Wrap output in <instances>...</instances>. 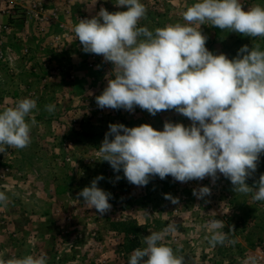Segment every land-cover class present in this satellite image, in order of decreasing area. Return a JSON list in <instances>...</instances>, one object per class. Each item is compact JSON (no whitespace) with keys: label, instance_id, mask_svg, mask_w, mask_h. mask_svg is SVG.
I'll list each match as a JSON object with an SVG mask.
<instances>
[{"label":"clouds","instance_id":"1","mask_svg":"<svg viewBox=\"0 0 264 264\" xmlns=\"http://www.w3.org/2000/svg\"><path fill=\"white\" fill-rule=\"evenodd\" d=\"M115 4L126 10L110 12L101 7L73 29L83 52L112 64L111 78L107 73V84L95 97L97 106L129 112L138 106L152 116L174 110L191 123L165 120L162 130L149 123L133 127L110 123L99 147L100 160L116 173L122 170L123 177L138 187L157 176L162 180L171 176L181 183L210 177L214 184L222 175L234 192L253 193V200L264 201V173L253 184L255 190L246 183L264 154V50L245 44L233 58L214 54L206 47L207 37L201 30L207 24L243 36L264 37V6L255 4L245 10L241 0H196L183 12L186 23L150 30L139 25L147 13L141 0H116ZM36 108V100L25 97L0 110V153L30 145ZM45 108L55 111L54 104ZM102 179L98 175L78 193L100 215L112 207V194L97 186ZM193 195L203 199L211 195V189L201 186L193 189ZM164 198L179 203L171 194ZM8 203V195L0 191V204ZM224 227L219 219L210 221L207 239L211 247L234 243L222 231ZM175 230L169 224L163 231ZM163 238L162 232L144 236L146 246L134 249L128 264H184V257L176 255ZM47 260L44 253L29 254L0 258V264H47ZM241 264L258 262L248 256Z\"/></svg>","mask_w":264,"mask_h":264},{"label":"rangeland","instance_id":"2","mask_svg":"<svg viewBox=\"0 0 264 264\" xmlns=\"http://www.w3.org/2000/svg\"><path fill=\"white\" fill-rule=\"evenodd\" d=\"M30 1L24 0V4L15 12L14 18L7 20L4 17V22L7 21L11 29L6 33L0 32L1 46L4 50L3 56L0 58V82L3 84L2 81H4L7 86L4 85L0 88L8 93L15 90L18 96L23 94L25 97L32 98L35 95L34 89L37 90L32 86L34 82V79H31L32 75L41 82V90L44 88V92L35 97L37 108L33 112L47 114L46 105L54 103L58 106L55 113L57 115H53L54 118L39 120L38 127L40 126L43 133H46L44 134V136L46 135L44 143L48 142L46 147L43 145L45 150L30 152L28 146L25 148V157L34 165L39 166L38 158H42V154H44L45 160L49 163H46L45 176L47 180H51V185L55 187L58 197L45 200L47 206L54 207L47 217L50 223L59 227L61 233L70 223L72 224L70 226L75 227L76 232L73 237L79 241L76 240L74 243L75 245L79 243L81 246L77 245L80 249L74 250L75 256H80L74 264H128L133 250L145 247L143 237L152 232H162L164 237L162 242L172 247L176 255L183 256L184 264H241V261L248 256H255L258 264H264V201L253 200V193L234 192L230 180L222 175H219V179L214 184L210 177L181 183L174 181L171 176L163 180L157 176L151 178L146 186L138 187L130 184L123 177L122 170L116 173L107 161L100 160L102 157L99 147L104 139L102 134L108 131L110 123H122L128 127L149 123L154 128L162 130L165 120L181 122L186 126L191 122L174 110L165 111V114L159 112L155 116L148 112L146 114H123L119 109L118 111L109 108L100 109L99 107L95 110L96 114H70L67 112L63 106L64 94L60 93V97L55 96V93L58 94L62 88H65L66 92L69 90L67 84H63L61 81L65 82L66 77L73 80L74 75L70 72L75 73L74 68L85 67L86 64L87 69H92L95 63L102 62L103 58L97 56L96 62L89 66L86 59L87 53L82 51V45L75 36L70 34L69 29V35L65 34V38H62V35L59 36L60 39L58 37L62 45L57 47L60 43L56 44L54 36L60 30L56 28L54 22L46 24L41 31L31 21H25L27 13L24 10ZM42 1L49 8L57 7L62 12L63 4L66 3L62 0ZM249 1L251 4L248 5ZM241 3L245 10L255 4L264 6V0H241ZM62 12L61 15L64 14ZM73 17L77 20L72 9V15L65 19ZM0 22L3 23V21ZM30 31L40 33L43 38H46L49 43L46 48L49 52L51 48H58L67 49L68 53L62 55V59L54 60L55 58H52L49 52L38 55L34 46L30 44L18 49L17 47L21 46L18 38L23 37V33L28 35ZM219 31L218 42L214 47L218 51L226 48L224 54L229 58L235 57L237 50L245 44L249 48L259 45L260 49L264 50V37L252 38L228 32V30L219 29ZM10 34H13V39L9 42L6 38ZM73 38L76 40V44L71 40ZM15 40L19 43L15 44ZM24 48H27L30 54H26L23 51ZM78 51H81L82 56ZM77 52L78 55L73 58L72 55ZM29 66L30 68L32 66L34 70L29 71ZM23 74L30 79H25ZM24 79L31 85L25 86ZM74 89L77 90V87L75 86ZM65 98L67 97L65 96ZM89 104L84 105L87 107ZM32 128L34 131V126ZM61 128L67 131L76 130L79 135H82L85 130H91L95 136H90V139L85 136L86 141L94 140L100 145L97 147L96 145L87 146L86 141L81 139L80 142H74L73 139L79 137L74 131L69 136L73 138L71 144L70 138L65 137L66 135L62 138L63 136L59 134ZM82 128L84 129L82 130ZM55 130L57 133H54ZM99 138H101L100 141ZM33 139L34 142L31 141V143L37 142L35 137ZM51 145L54 147H50ZM14 149L8 148L9 154L0 153V163L3 164L0 171V190H7L12 196L18 198L22 188L19 187L18 182L11 183L10 180H6L9 175L7 168L12 164V161H9L12 160L13 152L11 151ZM17 154L19 153L17 152ZM62 160L65 162L63 165H61ZM35 172L36 169L32 168L28 174L33 176ZM262 173H264V154L260 157L255 174L248 178L246 183L253 185ZM98 175H103L104 179L98 181L97 186L112 194L109 200L112 205L111 210L104 215L97 213L94 208H89L83 198L78 197L80 190L85 186H90L91 181ZM117 175L120 176L119 180H116ZM5 176L6 178H4ZM34 183L35 180L29 184L33 192L35 191ZM201 186L210 187L211 195L205 196L203 199L194 196L193 189L198 190ZM255 187L253 185L254 190ZM165 194L178 197L179 203L173 204L170 200H166ZM19 203V201L15 202L14 206H20ZM35 204V200L29 203L33 206ZM44 204L42 203V205ZM62 212L71 213L62 215ZM214 218L223 222L225 227L222 231H225L228 240L234 241V243L229 244L226 241L224 245L218 244L215 247L209 245L207 239L210 235L209 224ZM122 220H133L143 227L137 234L135 243L111 225L112 222ZM169 224L174 225L176 230L165 233L163 230ZM230 227L231 231H229ZM56 241L52 245L47 244V246L53 248ZM59 242L60 240H58ZM131 244L134 245L128 250L127 247Z\"/></svg>","mask_w":264,"mask_h":264},{"label":"crops","instance_id":"3","mask_svg":"<svg viewBox=\"0 0 264 264\" xmlns=\"http://www.w3.org/2000/svg\"><path fill=\"white\" fill-rule=\"evenodd\" d=\"M62 1H68L69 5H71V8L74 10L75 16L77 15H84V18H90L91 16H94L101 7L106 8L110 12L115 11H122L126 10L125 7H117L115 2L116 0H62ZM141 2L146 6L147 13L145 18L141 19L139 22L140 26H147L150 30H154L157 27H163L168 24H175V23H186L183 20V12L186 10V8L196 2V0H141ZM245 3V2H244ZM251 4V1H249L248 5ZM151 5V6H150ZM5 18L0 17V21L4 22ZM78 20H75L74 17L71 19H68L67 28L70 31V34L72 36H75V33L73 31L74 26L78 23ZM71 27V29H70ZM201 30L203 34L207 37L206 41V47L212 51L214 54L225 53L224 50L218 51L214 46L218 42V34L219 30H216L215 27L210 25H201ZM24 36L18 38L17 40L20 42L21 46L17 47L18 49L24 45L30 44L34 46L35 51L38 52V55H42L43 52L48 53L46 47L49 46L48 41L46 38H43L40 33L30 31L29 34L23 33ZM13 34L8 36L6 40L9 42L11 41ZM17 40H15V44L19 43ZM73 40L74 44H76V40ZM81 45V44H80ZM13 47V46H12ZM11 47V48H12ZM78 47V46H77ZM79 48V47H78ZM76 49V48H75ZM77 50V49H76ZM36 52V54H37ZM81 54V51H78ZM78 52L75 53V55H72L73 58H75L76 55H78ZM50 56L52 58H55L54 60L62 59V55H65L67 52V49H58V48H51V51L49 52ZM17 62V61H16ZM1 63V62H0ZM31 64V62H29ZM5 68V67H4ZM112 69V64L108 62H96L95 66L92 69H87L86 64L85 67H79L74 68L75 73L70 72L74 75V79L70 80L68 77H66V81H61L63 84H67L69 87L68 92L64 91L65 88H62L58 94L55 93L56 97H60L64 94V108L67 110V112H70V114H96L95 110L98 108L96 104L95 97L99 95L104 87L107 84L106 74L108 73L109 78H111L112 73L110 72ZM15 70V69H14ZM34 70V68L29 66V71ZM5 71L6 68H5ZM1 72V70H0ZM24 78L29 80V77H26L25 74H23ZM31 79H34V82L32 86H34L35 95L32 97V99H35L37 95H40L44 92L41 90V82L38 78H35L31 75ZM73 77V76H72ZM26 85H31L27 80L25 81ZM3 84L0 82V87L4 86V81H2ZM60 83V81H59ZM77 87V90L74 89V87ZM5 87H7L5 85ZM66 87V86H64ZM67 88V87H66ZM53 94V92H52ZM65 96L67 98H65ZM25 95L16 93L15 90L8 93V91L2 90L0 88V110H2L4 107L12 106V104L15 102L16 99H22ZM62 97V96H61ZM69 97V98H68ZM17 100V101H18ZM68 100V101H67ZM59 101V100H57ZM66 102V103H65ZM61 103V104H63ZM90 103L89 106H85L84 104ZM54 104V103H51ZM55 105V111L54 112H48L47 114H40L33 112L32 115L35 116V119L37 121L36 125L33 128H31V141L34 142V137L37 139V142L30 143L29 149L30 152L32 150L38 152L42 150H45L44 147H46L47 143H44V139H46L45 132L43 133V129L39 126V120L46 119H52L54 118L53 115H57L56 110L58 109L57 105ZM96 107V108H95ZM61 108V107H60ZM121 113L123 114H146V110L140 109L138 106L134 108L133 111L129 112L124 109H119ZM118 110V111H119ZM62 111V109H61ZM171 112V110H168ZM63 112V111H62ZM165 111H162L161 114H165ZM60 114V113H59ZM87 116V115H86ZM42 126V124H40ZM84 128H82L83 130ZM74 133L78 135V139H73L70 136V133ZM56 130L54 131V133ZM57 133V132H56ZM94 132L91 130L85 132L82 135H79L76 130H64L61 128L59 130V134L62 135L61 137L70 138L71 144L74 140V142L77 143V141L84 140L86 141V137L90 139V136L94 135ZM105 135L102 134V136ZM73 139V140H72ZM81 139V140H80ZM101 138H99V141ZM39 141V142H38ZM75 143V145H77ZM87 146H99L100 144L96 143V141L87 140L86 141ZM82 145V144H79ZM83 146V145H82ZM50 147H54V145H51ZM26 149H14L12 156V164L10 167H8L9 175L6 178V180H10L12 183L18 182L19 187H21V194L17 198L15 196H12L11 193L7 190H0L2 192H5L9 197V203L5 206L3 204H0V258L4 260H8L12 257H23L29 254L32 255H39L41 253H44L47 255V264H74L75 261H77L79 255L74 254L75 249L78 248L77 245H75L74 242H76L77 238H74L73 235L76 232L75 227L70 226L71 223L68 226H65L64 232L61 233L59 230V227L55 224H52L48 220V214H51V211L54 207L47 206L45 200L51 199V198H57L58 193L55 190V187L51 185V180H47L45 176V167L46 163H48L45 160V155L42 154V158L39 159V166L34 165L30 160H27L25 157ZM17 152L19 154H17ZM8 153V151H6ZM9 154V153H8ZM52 161V160H51ZM54 163V162H53ZM57 163V161H56ZM65 162L62 160L61 165H63ZM49 164V163H48ZM1 164L0 163V171H1ZM58 166V165H57ZM60 166V164H59ZM32 168L36 169L35 174L32 176L31 174H28L30 171H32ZM40 170V172H39ZM39 172V173H38ZM11 173V174H10ZM34 177V178H33ZM35 180V191L33 192L30 188V183ZM34 197V198H32ZM19 201L20 206H14L15 202ZM32 200H35V206L29 205ZM42 203H45L42 205ZM71 212H62V215H66ZM57 228V229H56ZM60 232V233H59ZM52 233H54L52 235ZM64 234V235H63ZM56 237V239H53ZM58 240L60 242L58 243ZM56 241L55 246L53 248L47 246V244L52 245L53 242ZM64 241V243H63ZM79 240H77L78 242ZM71 245V246H70ZM81 246V245H79ZM83 250V248H81ZM84 251V250H83ZM87 256V255H86ZM84 257V256H82Z\"/></svg>","mask_w":264,"mask_h":264},{"label":"built area","instance_id":"4","mask_svg":"<svg viewBox=\"0 0 264 264\" xmlns=\"http://www.w3.org/2000/svg\"><path fill=\"white\" fill-rule=\"evenodd\" d=\"M24 4V0H0V17H5L8 19H12L15 17V12H17V9H20V7ZM64 10L59 11V8H49L42 0H31L28 4V7L24 11L27 13V17L25 19L26 22L31 21L35 27H37L39 30L42 31L44 26L46 24H50L54 22L56 28L60 30L54 37L56 44H59L60 42V35L61 37L65 38V34L69 35L67 25L68 19L72 15V9L71 5H69V2L66 1V3L63 4L62 7ZM61 12L64 13L61 15ZM76 19L79 21L80 19H84L83 15L76 16ZM11 29V26L9 23L6 22H0V32H7ZM64 33V34H63ZM59 37V39H58ZM2 44V39L0 38V58H2L4 50ZM62 44L60 43L57 47H60ZM26 54H30L29 50L27 48H24L23 50ZM98 55L87 53V62L89 66H92L97 59Z\"/></svg>","mask_w":264,"mask_h":264},{"label":"trees","instance_id":"5","mask_svg":"<svg viewBox=\"0 0 264 264\" xmlns=\"http://www.w3.org/2000/svg\"><path fill=\"white\" fill-rule=\"evenodd\" d=\"M216 30H219L215 27ZM118 232L122 233L125 237L130 239L133 243L136 241V236L138 233L141 232L142 228L139 224H137L133 220H122V221H115L111 224ZM134 244L127 247V249H131Z\"/></svg>","mask_w":264,"mask_h":264}]
</instances>
